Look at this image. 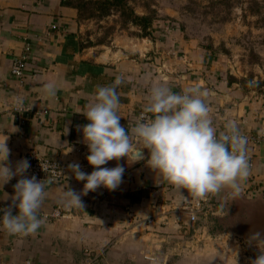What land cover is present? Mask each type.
Here are the masks:
<instances>
[{"label":"crops","instance_id":"0c3cea01","mask_svg":"<svg viewBox=\"0 0 264 264\" xmlns=\"http://www.w3.org/2000/svg\"><path fill=\"white\" fill-rule=\"evenodd\" d=\"M78 15L62 0H0V140L8 137L7 163L13 170L35 147L91 173L80 130L89 123L83 112L96 88L117 77L124 81L117 92L126 129L144 111L150 88L163 83L176 93L197 86L206 91L217 135L229 120L251 135L264 130V91L221 80L181 32L122 35L110 44L86 46ZM26 44L31 56L26 77L18 79L11 67ZM48 83L58 86L53 98L44 94ZM18 100L27 109L23 114L13 109ZM247 152L250 175L240 193L224 188L209 194L212 208L196 222L188 207L200 199L182 190L185 199L144 161L132 163L131 155L128 162L121 158L103 166H123V181L114 191L100 187L81 195L83 208L67 206L66 191L81 193L84 184L68 168L63 183H45L38 212L41 218L61 206L67 216L42 221L27 235H10L0 227V264H79L87 249L100 254L97 264H243L245 246L264 245L248 241L264 231V149L249 144ZM23 178H30L27 171L3 186L0 182V209L12 206L14 185ZM215 218L221 230L213 233Z\"/></svg>","mask_w":264,"mask_h":264},{"label":"clouds","instance_id":"9594fccd","mask_svg":"<svg viewBox=\"0 0 264 264\" xmlns=\"http://www.w3.org/2000/svg\"><path fill=\"white\" fill-rule=\"evenodd\" d=\"M122 83L123 79L117 77L110 85L98 86L83 112L89 123L80 130L89 152L86 160L94 170L86 173L79 163L68 166L75 179L84 184L81 193L66 191L67 206L83 208L81 195L100 187L116 190L123 181L125 168L119 164L112 168L103 166L121 158L128 162L130 155L132 163L144 161L185 199L182 190L195 199H204L224 188H230L233 195L240 193L243 182L250 175L247 138L232 120L227 121L225 131L217 135L205 99L206 91L197 86L176 93L163 83L154 84L147 95L143 114L134 126L126 129L120 124L122 116L119 115L117 88ZM57 87L56 83L46 84L44 94L55 97ZM17 107H22V101H17ZM7 139L0 140L2 186L13 177L22 176L30 167L26 159L18 162L15 170L9 167ZM144 150H147V157ZM14 190L12 206L17 212L13 214L12 206L0 209L3 213L0 227L10 235L35 233L42 225L38 212L46 195L45 183L35 176L23 178L14 185ZM248 241L255 245L257 241H264V231L252 233ZM251 264H264V251H260Z\"/></svg>","mask_w":264,"mask_h":264},{"label":"rangeland","instance_id":"374dc122","mask_svg":"<svg viewBox=\"0 0 264 264\" xmlns=\"http://www.w3.org/2000/svg\"><path fill=\"white\" fill-rule=\"evenodd\" d=\"M85 4L87 0H67ZM136 14L147 16L152 26L128 22L119 12L89 17L78 15V30L86 46L110 44L122 35L154 36L179 31L205 54L206 64L217 77L245 90L264 91V0H129ZM213 233L220 232L215 218ZM251 264L264 245L245 246ZM260 250V251H259Z\"/></svg>","mask_w":264,"mask_h":264},{"label":"built area","instance_id":"2783aa9c","mask_svg":"<svg viewBox=\"0 0 264 264\" xmlns=\"http://www.w3.org/2000/svg\"><path fill=\"white\" fill-rule=\"evenodd\" d=\"M30 56L31 46L30 44H26L23 53L16 57L13 61L11 74L14 77L18 79H24L26 77ZM13 109L15 112L21 114H23V111L27 110L25 107L18 108L17 105H15ZM40 114H42V112ZM142 114L143 112L139 114V117ZM241 134L247 138L246 151L249 144H260L264 149V130L256 136L244 131H241ZM247 155L249 157L248 152ZM27 161L30 163V167L27 169L30 178L35 176L38 181L42 180L43 183L52 184H59L65 181L69 167L67 163L61 159L45 156L35 147H32L27 154ZM211 201V197L200 199L199 201L193 203L191 207H188V213L192 222H196L200 215H208L210 209L212 208ZM66 216L67 215L63 207L57 206L51 213L43 214L41 219L42 221H45L51 219H61ZM99 259V253L94 250L87 249L84 260L79 264H97Z\"/></svg>","mask_w":264,"mask_h":264},{"label":"trees","instance_id":"16d2710c","mask_svg":"<svg viewBox=\"0 0 264 264\" xmlns=\"http://www.w3.org/2000/svg\"><path fill=\"white\" fill-rule=\"evenodd\" d=\"M62 3L76 7L79 15H82L83 9L88 7L90 9L89 17H94L96 14H99L98 16H107L113 12H119L126 21L141 26L143 30L152 26V20L149 17L135 13L129 0H87L84 5L62 0Z\"/></svg>","mask_w":264,"mask_h":264}]
</instances>
